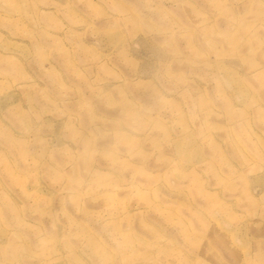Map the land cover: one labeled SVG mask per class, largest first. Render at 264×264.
<instances>
[{"label": "rangeland", "instance_id": "374dc122", "mask_svg": "<svg viewBox=\"0 0 264 264\" xmlns=\"http://www.w3.org/2000/svg\"><path fill=\"white\" fill-rule=\"evenodd\" d=\"M0 264H264V0H0Z\"/></svg>", "mask_w": 264, "mask_h": 264}]
</instances>
